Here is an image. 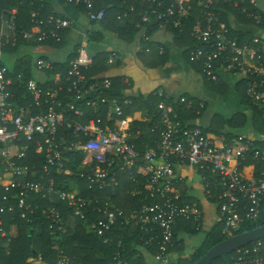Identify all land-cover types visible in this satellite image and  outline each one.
<instances>
[{
    "label": "built area",
    "instance_id": "2783aa9c",
    "mask_svg": "<svg viewBox=\"0 0 264 264\" xmlns=\"http://www.w3.org/2000/svg\"><path fill=\"white\" fill-rule=\"evenodd\" d=\"M66 1L74 6L83 5L89 24H99L105 18L104 10L93 12L92 3L88 0ZM142 1L153 5L150 11L139 15L144 27L156 24L158 29H164L171 25L180 31L192 12L190 0ZM249 5L254 7V0H250ZM198 6L201 16L193 22L190 37L199 46L187 52L188 62L194 66L201 65L206 81L216 83L219 71L247 80L246 95L261 108L264 106V67L257 65L262 58L260 40L253 38L251 46L239 45L229 38L228 28L210 10L212 0H199ZM241 12L257 25L261 23L259 10L249 12L242 8ZM121 18L126 16L117 19ZM29 20L33 26L42 29L39 33L34 30L21 33L23 40L31 44L52 40L59 43L61 34L71 25L65 18L53 14L41 17L38 12H31ZM5 21V30L11 38L15 30L16 10L8 12ZM141 37L148 42L143 30ZM116 59L112 53L106 63L113 64ZM53 64L50 59L37 58L34 61L38 72L52 71ZM92 64L93 59L87 54V41L84 40L76 48L75 58L66 75H53L48 88H42L34 79L22 82L20 75L13 78L9 70L0 65V226L4 214L16 213L20 220L31 223L38 209L33 199L40 197L48 204L43 214L58 254L54 264H68V259L58 250V242L66 233L68 220L64 222L61 213L52 206L64 202L71 209L73 220L84 221L88 211L98 215L99 219L89 224L88 229L104 244L111 242L107 234L118 219L140 226L141 230L152 234L145 245L151 247L156 244V253L150 262L170 264L168 250L173 246V232L178 221H201L198 205L182 201L175 191V168L178 165L208 172L217 180L216 187L220 190L214 195L218 202L216 221L221 224L222 234L226 235L238 226L242 202L247 203L245 217L250 221L258 219L264 200V171L257 177L251 174L246 178L240 167L248 152L253 151L255 159L261 155V151L252 146L251 139L242 135L228 141L223 137H210L198 126L182 125L172 104L160 100L157 104L156 148L139 152L130 143L126 130L118 128L121 122L118 124L117 121L123 117V104L103 96L111 90V81L106 78L90 81L84 76L83 71L90 69ZM62 81L68 84L66 88L61 85ZM14 83L22 86L28 94L29 109L33 112L18 105L12 90ZM174 104L195 115L204 105L203 101L186 97L178 98ZM88 114L91 117H87ZM76 118L79 121L74 120ZM29 152L43 157L39 171L32 163L35 156ZM123 174L142 190L135 195L147 193L151 204H142L137 210L124 214L106 202L84 199L79 187L71 183L58 186L55 180V177L76 176L85 180L88 190L104 192L118 188L119 177ZM64 187H70V191L63 190ZM0 239L5 241V246L10 244L9 234L1 227ZM234 253L227 264H264V241H256Z\"/></svg>",
    "mask_w": 264,
    "mask_h": 264
},
{
    "label": "trees",
    "instance_id": "16d2710c",
    "mask_svg": "<svg viewBox=\"0 0 264 264\" xmlns=\"http://www.w3.org/2000/svg\"><path fill=\"white\" fill-rule=\"evenodd\" d=\"M224 1L225 0H214L212 6L210 7V10L215 12L221 22H224V17L221 15L218 8L219 6H224L235 11L236 15H238V17H240V19L244 22L256 27H264L263 14H261V23L257 25L255 21L247 19V17L241 12L242 8H246L249 12L257 10L253 6L249 5L250 0H242V2H240V0H231L230 3L226 2V4ZM100 2L104 6V8L100 9L105 12V18L101 23H104V27L107 29L117 31L119 36L127 43L133 42L137 34L142 32V30L146 37H149L151 32L158 29L156 24H149L144 27V25L141 24L139 17V15L144 12L150 11L153 8V5L147 4L142 0H100ZM198 2L199 0H190L192 12L190 17L183 22L180 31L178 29H174L171 25H166L167 29L173 33L176 41L183 47L185 46L187 48L186 60L187 52L199 46V44L190 37L193 22L198 20L201 16V8L198 6ZM235 3L238 4L237 7H235ZM75 7L81 11L83 10L82 5H77ZM12 10H16L14 35L8 41H5L1 36V32L6 27V15ZM31 12H38L41 17L51 15V12L48 10L47 4L44 0H0V54L3 57L0 58L1 66L6 67V58L9 59L10 56L17 55L19 50L22 48L23 50H27V48L34 49L46 47L51 50H53V48L57 50L63 48V39L67 31L61 34L62 40L59 43L52 40L39 44H31L23 40L21 36L22 32L34 30L36 33H39L42 31L41 28L35 27L30 23L29 15ZM122 15H125L126 18L118 20L117 18ZM136 25H138V28ZM228 30L229 38L236 40L239 45H252L253 39L246 38L245 35L235 34L229 28ZM143 46L144 51L142 53L146 54L145 60H149L152 63L149 67H158L165 64V53L163 52L160 56L158 54V50H156V48L152 45V42L143 43ZM145 49H148L147 53L145 52ZM75 50L76 49L69 54L65 63L59 64L54 62L52 71L44 72L48 81L55 74H60L61 76L66 75L67 70L70 68V63L75 58ZM26 55L27 56H22L17 60L14 58L12 63L13 65L10 69L6 67L9 70V75L11 77L15 78L20 75L22 82H26L34 78V54L29 53ZM38 57L47 59L42 55H39ZM108 57L109 54L107 53H101L94 57L91 68L83 71L84 76L90 81L103 79L102 75L106 71V60ZM257 65L264 67V55H262V58ZM194 68L201 72L200 64L194 66ZM117 81L114 80V82ZM208 83L216 86L213 82L208 81ZM246 84L247 80L240 79L235 91L241 99L242 104L245 107L244 109L250 110L252 113L250 119L251 128L260 137L258 141L256 140L252 142V146L261 151L264 149V106L258 108L251 102L246 95ZM40 85L42 88H48L51 86V83L48 82ZM61 85L63 88L68 86V84L64 81H62ZM112 87H114V85H112ZM12 90L16 94L18 105H23L28 108V112H33V109H29L30 98L23 87L19 86L18 83H14ZM103 96L109 97L106 93H104ZM158 102L159 100L155 103V105L151 106V108L148 107L150 108L149 115L152 117L149 123L134 122L131 125V130H129V132H132V134L129 135L131 137L130 143L133 144L135 149L139 152H143L150 148H156L158 133L155 128L159 125V112L157 110ZM119 103L122 104L121 102ZM169 104H172V102H169ZM172 106L174 113L177 115L178 120L182 123V125H188L189 127L195 126L194 122L201 116L203 110L205 109V107H202L198 111L199 114L195 115L192 112L184 110L179 104H172ZM87 117L91 116L88 114ZM74 120L79 121L77 118ZM85 122L86 120L81 121V123ZM246 122L247 119L244 112L236 113L229 119L217 116L214 118L208 130H201L206 135L210 134L223 137L225 141H228L236 135L225 133L224 129L226 128L241 131L244 129ZM136 133L139 134L137 137H135ZM252 152H248L246 154L240 167L242 169L243 166H252V174L254 177H257L260 172L264 171V157L263 155H260L259 158L255 159ZM29 155L35 156L36 159H34L32 163L36 164V168L39 171V166L43 163V157L34 155L33 152H29ZM72 170L74 171L73 168ZM198 173L201 174L205 180L206 190L209 189V191H212L213 195H217L220 190L216 187L215 182L217 180L208 172ZM55 180L59 183L58 186H61V184L71 183L74 187H79L80 195L84 199H97L100 203L106 202L112 205L113 209L120 210L124 214L130 213L132 210H137L142 204H151L147 197V193L141 192V195L131 196L132 191L134 193L135 191L140 192L142 190H139V187L124 174L119 177L120 186L118 188L104 192L88 190L85 180L76 176L71 178L55 177ZM63 190L70 191V187H64ZM144 198L147 199L145 200ZM211 201L216 202V204L218 203L215 197H213ZM33 202L38 205V209L35 210L31 223L20 220L16 213L4 214L2 216L0 227L9 234L11 241L8 246H5V241L0 239V264H34V262L37 261L41 262V264H54L56 261L58 254L53 247V237L48 227V221H46L43 214L48 204L44 200H41L40 197H34ZM52 206H54L61 213L64 222L68 220L66 233L61 237V241L58 242V250L61 251L68 259V264H116L118 262L120 264H152L150 259L156 253V244L151 245V247L145 245L152 234L145 230H141L140 226H136L131 222L127 223L120 218L112 226L111 232L107 234V238L110 239L111 242L104 244L101 238H98L92 230L88 229L89 224L95 223L99 219L95 212L88 211L84 221L79 219L73 220L72 218L74 217L72 215V211L67 207L66 203L59 202ZM91 209L92 208H89L88 210ZM246 210L247 203L242 202L238 211L240 220L238 226L230 229L227 234L224 235L221 232V224H214V226L205 233L201 243L194 248L190 255L179 258L171 264H194L208 250L225 239L264 226V200L262 202L260 214L257 220H248L245 217ZM177 231L181 232L178 239L176 234ZM200 233L201 221L197 223L193 220L180 219L177 226L174 228L172 240L173 246L169 248L168 252L172 253L183 250V247H178L177 245L178 243L182 245L183 238L181 236L195 237ZM251 245L252 244H248L246 246ZM234 254L235 253L233 252L224 256L214 261L212 264H227Z\"/></svg>",
    "mask_w": 264,
    "mask_h": 264
},
{
    "label": "crops",
    "instance_id": "0c3cea01",
    "mask_svg": "<svg viewBox=\"0 0 264 264\" xmlns=\"http://www.w3.org/2000/svg\"><path fill=\"white\" fill-rule=\"evenodd\" d=\"M44 1L51 12L50 14L69 20L71 25L64 36L62 49L27 48L26 51L34 54L33 63L39 58V55L59 64L65 63L69 54L84 40L87 41V54L92 59L101 53H107L109 56L114 53L117 59L113 64L108 65L106 63V71L102 77L103 79L110 78L111 81V90L106 93L109 96L108 98L113 97L123 104L124 116L117 123L121 122L118 128L126 130L128 136L132 134L129 130H131V125L134 122L149 123L151 121L152 117L149 115V109L158 100L164 102L166 100V104H169V102L173 104L180 97H188L196 101H203V107H205L201 116L194 122L195 126L206 131L210 128L215 117L222 116L229 119L236 113L244 112L247 119L244 129L238 131L225 128L224 132L236 136L242 135L252 141L260 139L258 134L251 128V111L244 109L245 107L235 91L240 78L219 71L216 86L209 84L202 73L188 63L186 60L187 48L176 41L173 33L167 27L151 32L147 37L149 38L148 42L142 40L140 32L133 42L127 43L119 36L117 31L104 27V23L89 24L87 10L83 5L81 11L74 5L67 3L66 0ZM88 1L92 3L93 12L104 8L100 0ZM230 1L225 0L224 3H230ZM213 2L214 0H212ZM254 2V8L264 15V0H254ZM234 5L238 4L235 3ZM218 10L224 17L223 24L233 33L245 35L246 38L250 39L258 38L261 53L264 55V27H256L244 22L231 8L219 6ZM136 27L138 28V25ZM5 28L2 30L1 36L5 41H8L10 34ZM149 42H152L160 56L163 52L165 53L166 62L164 65L149 67L152 63L145 60L146 54L142 53L144 51L143 43ZM145 52L147 53L148 49H145ZM36 76L39 77V80H36ZM33 79L40 84L48 83L45 73L36 71L35 66ZM114 80L118 81L114 82ZM207 135L216 137L210 134ZM137 136L136 133L135 137ZM261 155L264 157V149L261 150ZM251 174L252 166H243L242 175L249 178ZM175 176L176 193L182 201H191L198 205L201 212V232L204 230L206 233L214 224H217V204L211 201L214 197L212 191L206 190V183L202 175L188 166H176ZM137 192L133 193L132 191L131 196H134ZM176 234L178 239L181 232L177 231ZM181 237L183 238L182 245L179 243L177 245L183 247V250L170 253V264L179 258L190 255L194 250L190 247L187 251L186 248L187 242L185 240L192 237ZM185 251H187V254H185ZM171 258L173 259L171 260ZM36 264H41V262Z\"/></svg>",
    "mask_w": 264,
    "mask_h": 264
},
{
    "label": "water",
    "instance_id": "95a60500",
    "mask_svg": "<svg viewBox=\"0 0 264 264\" xmlns=\"http://www.w3.org/2000/svg\"><path fill=\"white\" fill-rule=\"evenodd\" d=\"M259 240H264V226L225 239L208 250L194 264H212L214 261Z\"/></svg>",
    "mask_w": 264,
    "mask_h": 264
},
{
    "label": "rangeland",
    "instance_id": "374dc122",
    "mask_svg": "<svg viewBox=\"0 0 264 264\" xmlns=\"http://www.w3.org/2000/svg\"><path fill=\"white\" fill-rule=\"evenodd\" d=\"M26 54H29V53L26 50L20 49L19 53H17V55L10 56L9 59L6 58V67L10 69L11 66L13 65L12 63L14 61V58L17 60V59L21 58L22 56H27ZM0 58H3L2 55L0 56ZM33 60H34V56H33ZM35 78H36V80H39L38 76H36ZM204 234H205V232L203 230L199 235L192 237L191 239H186L185 241L187 242V245H188V246L186 245L187 251L190 247H192V248L197 247L201 243V241L203 240ZM187 251H185V254H187ZM172 259L173 258H171V260ZM36 263H39V262H34V264H36Z\"/></svg>",
    "mask_w": 264,
    "mask_h": 264
}]
</instances>
